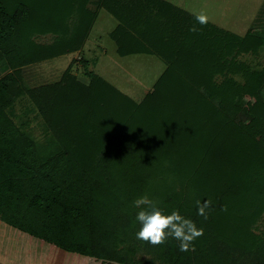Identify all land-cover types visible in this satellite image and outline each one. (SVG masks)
<instances>
[{
  "label": "trees",
  "instance_id": "16d2710c",
  "mask_svg": "<svg viewBox=\"0 0 264 264\" xmlns=\"http://www.w3.org/2000/svg\"><path fill=\"white\" fill-rule=\"evenodd\" d=\"M90 2L0 0V246L29 245L35 264H264V65L242 59L264 54V32L201 26L167 0H98L120 56L165 60L144 98L84 57L26 87L23 67L83 49ZM21 95L57 144L45 161L7 111ZM142 195L203 228L193 250L135 238ZM197 200L212 201L206 221Z\"/></svg>",
  "mask_w": 264,
  "mask_h": 264
},
{
  "label": "rangeland",
  "instance_id": "374dc122",
  "mask_svg": "<svg viewBox=\"0 0 264 264\" xmlns=\"http://www.w3.org/2000/svg\"><path fill=\"white\" fill-rule=\"evenodd\" d=\"M167 1L193 14H206L211 23L240 36L250 31L264 32V0ZM89 8L98 11V15L83 49L23 68L26 87L58 80L72 59L84 57L90 62L88 70H94L136 101L142 100L164 71L165 60L148 54L120 56L110 36L118 19L105 7H100L98 0H91ZM242 59L253 66L264 65V54H245ZM74 71L82 80H86L82 62L75 63ZM2 74L3 71L0 77ZM7 111L16 125L30 134L36 142L40 159L45 161L57 144L31 99L21 95ZM30 254L32 252L29 245L0 246V264H35V260L30 259ZM38 261L44 264L41 260Z\"/></svg>",
  "mask_w": 264,
  "mask_h": 264
},
{
  "label": "clouds",
  "instance_id": "9594fccd",
  "mask_svg": "<svg viewBox=\"0 0 264 264\" xmlns=\"http://www.w3.org/2000/svg\"><path fill=\"white\" fill-rule=\"evenodd\" d=\"M197 24L206 26L209 18L206 14L195 15ZM197 32L199 29L194 25L189 29ZM133 206L139 211L136 213L135 221L139 224V230L135 233V238L152 246H161L167 243L169 238L179 242V250L187 252L194 249V242L203 235V228L190 218H186L179 210L165 213L147 195L137 197L133 201ZM197 215L206 221L209 217V210L212 201H196ZM227 211L226 206L221 209Z\"/></svg>",
  "mask_w": 264,
  "mask_h": 264
},
{
  "label": "crops",
  "instance_id": "0c3cea01",
  "mask_svg": "<svg viewBox=\"0 0 264 264\" xmlns=\"http://www.w3.org/2000/svg\"><path fill=\"white\" fill-rule=\"evenodd\" d=\"M46 61V60H45ZM44 62V61H43ZM41 63V62H40ZM33 65V64H32ZM69 65V64H68ZM31 65H27V66H25V67H23L24 69H26L27 67H30ZM66 69V68H65ZM63 73V72H62ZM62 73H61V75H62ZM61 75H60V77H61Z\"/></svg>",
  "mask_w": 264,
  "mask_h": 264
}]
</instances>
